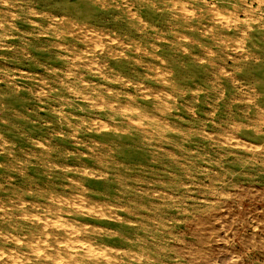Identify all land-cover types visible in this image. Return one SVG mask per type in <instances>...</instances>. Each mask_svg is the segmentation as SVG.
Instances as JSON below:
<instances>
[{"label": "rangeland", "instance_id": "1", "mask_svg": "<svg viewBox=\"0 0 264 264\" xmlns=\"http://www.w3.org/2000/svg\"><path fill=\"white\" fill-rule=\"evenodd\" d=\"M36 1L0 0V264H25L7 255L14 235L43 239L30 222L58 215L115 264H264V140L251 137L264 133V50L247 26L220 48L168 25L158 0H69L82 28ZM125 92L149 119L106 100Z\"/></svg>", "mask_w": 264, "mask_h": 264}, {"label": "bare ground", "instance_id": "2", "mask_svg": "<svg viewBox=\"0 0 264 264\" xmlns=\"http://www.w3.org/2000/svg\"><path fill=\"white\" fill-rule=\"evenodd\" d=\"M41 1L37 0L36 4L39 6L49 5L51 13L50 16V23L59 25L64 24V22L73 23L75 26L85 27L87 25V19L83 15H75L74 14V6L68 4L69 0H59L60 3L56 2V0H49ZM86 2L88 4L94 5L95 0H80L79 2ZM161 3H164L166 10H164L165 14L161 15L160 18L167 22L168 25L174 22H179V25L182 28H185L190 31H197L201 33V36H207L211 38L210 43L216 47L220 48H227L233 47L238 48L240 44H238L234 37L237 32L245 29H249V34L247 35V43L248 46L253 49L264 50V0H207L208 4L205 3L206 0H158ZM63 2L65 4H63ZM98 2V1H97ZM233 2L236 4H240L243 6L242 9H238L233 5ZM2 3V2H1ZM140 3V2H139ZM63 4V5H62ZM116 4V3H115ZM104 5V4H103ZM31 6V5H30ZM33 6V5H32ZM13 7V6H12ZM36 7V6H35ZM45 7V6H44ZM43 7V8H44ZM42 9V8H41ZM47 10V9H46ZM45 11V10H44ZM27 12V11H26ZM256 12H260L257 14ZM34 13V12H33ZM61 13L62 18L59 17ZM25 14V13H24ZM75 15L77 18H81V20H71L70 18H65L66 15ZM153 14V13H151ZM26 15V14H25ZM133 14H131L132 16ZM135 15V14H134ZM22 16V15H21ZM31 16V15H30ZM126 16V15H125ZM146 16V15H145ZM153 16H151L152 18ZM158 17V16H157ZM183 17V19H182ZM39 18V16H38ZM188 18H192L194 23L190 25H186V21ZM25 19V18H24ZM66 19V21L64 20ZM186 21H185V20ZM23 20V19H22ZM37 20V19H36ZM41 20V19H40ZM46 20V19H45ZM230 20L232 22H230ZM44 21V20H43ZM80 21V22H78ZM256 21L255 25H252L251 22ZM27 22V21H26ZM78 22V23H77ZM184 22V25H183ZM35 23V22H34ZM44 23V22H43ZM46 23V22H45ZM44 23V24H45ZM96 24V23H95ZM30 25V24H29ZM166 25V24H165ZM48 26V25H47ZM149 27V26H148ZM17 28V27H16ZM164 28V27H162ZM52 29V27H51ZM43 30V29H42ZM86 30V29H85ZM147 31V30H146ZM166 32H169L171 35H177L176 30H171L170 28L166 29ZM86 32V31H85ZM92 32V31H91ZM52 33V32H51ZM83 34V33H82ZM136 34V32H135ZM241 34V33H240ZM85 35V33H84ZM91 35V33H90ZM107 35V34H105ZM131 35V34H129ZM99 36V35H98ZM134 36V35H133ZM183 36V35H182ZM81 37V36H80ZM95 37V36H94ZM167 37V36H166ZM184 37V36H183ZM88 38V37H87ZM171 38V37H170ZM173 38V36H172ZM95 39V38H94ZM188 39V38H187ZM18 40V39H17ZM83 40V39H82ZM100 40V39H99ZM108 40L111 39V36L108 35ZM115 40V38H114ZM39 41V40H37ZM61 41V40H60ZM85 41V40H83ZM117 41V40H116ZM128 41H132V39H128ZM202 41V40H201ZM55 42V41H54ZM78 42V41H77ZM93 42V40H92ZM91 42V43H92ZM122 42V40H121ZM143 42V41H142ZM145 42V41H144ZM56 43V42H55ZM81 43V42H80ZM126 43V42H125ZM79 44V42H78ZM96 44V43H95ZM116 44V43H115ZM166 44V43H165ZM246 44V43H245ZM59 45V44H58ZM88 45V44H87ZM124 48H127V44H124ZM151 45V44H150ZM170 45V44H168ZM42 46V45H41ZM71 47V46H70ZM199 47L202 48L201 51L209 52V48L207 44H199ZM121 48V47H120ZM199 48V49H200ZM53 49V48H52ZM137 48L133 49L136 53L141 52ZM145 49V48H144ZM221 50V49H220ZM195 52V51H194ZM105 54H112L111 50L104 49ZM115 53V51H114ZM142 53V52H141ZM197 53V52H196ZM213 54V53H212ZM124 55V52H122ZM137 55V54H136ZM61 56V55H60ZM150 56V55H149ZM109 57V56H108ZM219 57V56H218ZM253 59L257 60L256 56H253ZM264 58V55L262 56ZM117 58V57H116ZM139 58V57H138ZM87 59V58H86ZM121 59V58H120ZM124 61V60H123ZM147 61V60H146ZM156 61V60H155ZM175 61V60H174ZM224 61V60H223ZM237 61V60H236ZM254 61V60H253ZM90 62V61H89ZM128 62V61H127ZM257 62V61H256ZM92 63V62H91ZM122 63V62H121ZM125 63V62H123ZM122 65L124 66V64ZM126 64V63H125ZM130 64V63H129ZM132 65H136L137 63L133 59L131 61ZM256 64V63H255ZM82 65V64H81ZM113 65V64H112ZM176 65V64H174ZM210 65V64H209ZM258 65V64H257ZM116 66V65H113ZM127 66V65H126ZM120 67V66H119ZM118 67V68H119ZM132 67V66H131ZM148 67V66H147ZM173 67V66H172ZM127 68V67H125ZM179 68V67H177ZM131 69V68H130ZM135 69V68H133ZM139 69V68H138ZM187 69V68H186ZM146 70V69H143ZM184 70V69H182ZM134 71V70H132ZM180 71V70H179ZM124 72V71H122ZM142 73V72H141ZM122 74V73H121ZM144 74V72H143ZM135 75V74H134ZM180 75V74H179ZM126 76V75H125ZM138 76V75H137ZM131 77V76H130ZM181 77V76H180ZM202 77V76H201ZM251 77H253L251 75ZM103 78V77H102ZM155 80V79H153ZM132 81V80H131ZM148 81V80H147ZM150 81V80H149ZM159 81L156 79L155 83ZM126 82V81H125ZM153 82V81H152ZM173 82V81H172ZM175 84V83H174ZM140 85V84H139ZM157 85V84H156ZM130 86V85H129ZM161 86V85H160ZM263 86V85H262ZM133 87V86H132ZM264 87V86H263ZM116 88V87H115ZM262 88V87H261ZM167 89V88H166ZM170 89V88H169ZM139 90V89H138ZM190 90V89H189ZM124 91V90H123ZM134 91V89H133ZM132 92V91H131ZM154 93V92H153ZM180 93V91H179ZM143 95V94H142ZM156 95V94H153ZM102 97V96H101ZM263 97V96H262ZM2 98V97H1ZM82 98V97H81ZM152 98V97H151ZM186 98V97H185ZM92 99V98H90ZM101 99V98H100ZM105 99V98H104ZM138 99V98H137ZM108 103L112 102L116 104V107L119 108L118 110L127 116H131L134 118H144L149 119L147 116V111L149 109L145 107L135 106L132 104L129 95L125 92L124 97L118 98L114 94H109L106 97ZM157 101V100H156ZM155 101V102H156ZM69 102V101H68ZM1 104V102H0ZM150 104V103H149ZM114 106V105H113ZM135 106V107H134ZM144 106V105H143ZM151 106V105H149ZM115 107V106H114ZM185 107V106H184ZM122 109L124 111H122ZM152 109H156L154 106ZM151 109V110H152ZM224 109V107H223ZM129 111V112H127ZM155 111V110H154ZM119 112V113H120ZM159 111H157L158 113ZM227 112V111H226ZM257 114L261 115V112L257 110ZM156 113V112H155ZM226 114V113H225ZM111 116H116L115 114H111ZM151 118V117H150ZM184 119V118H183ZM160 120V119H159ZM127 121V120H126ZM137 121V119H136ZM176 121V120H175ZM196 121V120H195ZM145 122V121H144ZM170 122V120H169ZM180 122V121H179ZM197 122V121H196ZM104 123V122H103ZM146 123V122H145ZM168 123V122H167ZM178 123V120H177ZM156 126H160L158 123H154ZM185 124V123H184ZM139 125V123H138ZM105 126V125H104ZM140 126V125H139ZM106 128V127H105ZM238 128V127H237ZM136 129V128H135ZM184 129V128H183ZM254 129V128H253ZM123 130V129H122ZM131 131V130H130ZM54 132V131H53ZM250 133V132H249ZM107 134V133H106ZM110 134V133H109ZM234 134V133H233ZM112 135V134H111ZM183 135V134H182ZM231 135V134H229ZM107 136V135H106ZM147 136V135H146ZM247 137V136H246ZM252 139L255 141H262L264 140V133H260L259 131H254L252 133ZM197 138V137H196ZM237 138V137H236ZM250 138V137H248ZM252 140V141H253ZM2 141V139H1ZM229 141V140H228ZM167 142V141H166ZM248 142V141H247ZM156 144V143H155ZM243 145V144H242ZM7 155V154H6ZM129 160V159H128ZM117 168V167H116ZM135 168V167H134ZM204 171V170H203ZM248 171V170H247ZM216 176V175H215ZM124 180V179H123ZM170 182V181H169ZM134 183V182H133ZM203 183V182H202ZM75 185V184H74ZM82 186V185H81ZM130 187V186H129ZM131 188V187H130ZM81 189V188H80ZM247 189V188H246ZM11 190V189H10ZM142 190V189H141ZM227 194V193H226ZM97 195V194H96ZM211 195V194H210ZM95 197V196H94ZM64 198V197H63ZM97 198V197H96ZM137 198V197H136ZM59 199V198H58ZM86 199L82 198L81 203H86ZM91 199V198H89ZM64 200V199H63ZM62 200V201H63ZM62 201H58L59 203ZM67 201V200H66ZM70 201V200H69ZM89 201V200H87ZM92 206L100 205L102 202L100 200H92L90 202ZM68 204V203H67ZM69 204H72L69 203ZM76 204V203H74ZM105 204V200L103 201L102 205ZM118 204V203H117ZM73 205V204H72ZM71 206V205H70ZM79 206V205H77ZM76 206V209H77ZM132 206V205H131ZM10 207V206H9ZM72 207V206H71ZM88 207V206H87ZM117 207V206H116ZM7 208V207H6ZM33 208V207H32ZM101 208V207H100ZM74 209V208H73ZM72 210L68 208L67 212H76L77 210ZM3 210V209H2ZM7 210V209H6ZM57 210V208H56ZM243 210V209H242ZM47 211V210H46ZM66 211V210H65ZM1 213V212H0ZM78 214V212H76ZM19 215V214H18ZM17 215V216H18ZM33 215V214H31ZM35 215V213H34ZM57 215V214H56ZM16 216V215H15ZM36 216V215H35ZM68 216V215H67ZM66 216V217H67ZM100 217V216H99ZM37 218V217H36ZM57 219H50L45 220L42 219V223L40 220L34 219L31 223V227L35 226L39 229H43L49 227L51 233L43 231V239H36L34 240V232L35 230H29L28 233H23V235L15 236L12 239V248H8L10 253L7 254L9 258L15 257L22 258L23 263H29L30 261H34V264H115L116 263V256L114 254H106L105 250L100 248H94L90 244H86V241L82 238L78 237L77 228L73 226L74 221L69 220L68 222L63 221L59 215L56 217ZM110 218V217H109ZM140 218V217H139ZM86 219V218H85ZM198 219V218H196ZM89 220V219H88ZM91 220V219H90ZM129 221V220H128ZM71 222V223H70ZM95 222V221H94ZM84 225V224H83ZM86 225V224H85ZM84 225V226H85ZM89 226V225H88ZM92 227V226H91ZM98 227V226H97ZM255 227V226H254ZM38 229V230H39ZM44 230V229H43ZM85 230V229H84ZM93 230V229H92ZM81 233L80 231H78ZM19 235V234H18ZM45 235V236H44ZM54 235V236H53ZM2 236V235H1ZM41 236V235H40ZM42 238V237H41ZM7 239V238H5ZM89 239V238H88ZM4 240V239H3ZM227 241V240H226ZM107 247V246H106ZM7 250V249H5ZM2 252V250H0ZM113 251V250H111ZM0 252V253H1ZM126 252V251H125ZM13 253V254H11ZM132 253V252H130ZM129 253V254H130ZM129 254H127L129 256ZM5 255V254H4ZM114 255V256H112ZM144 256V255H143ZM199 256V255H198ZM4 257V256H3ZM16 258V259H17ZM201 259V258H200ZM20 261V259L18 260ZM15 262V264L18 262ZM145 262V261H144ZM128 263V262H127Z\"/></svg>", "mask_w": 264, "mask_h": 264}]
</instances>
